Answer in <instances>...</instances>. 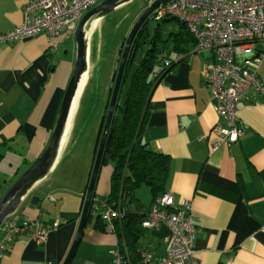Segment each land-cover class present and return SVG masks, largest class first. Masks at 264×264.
Wrapping results in <instances>:
<instances>
[{"label": "crops", "instance_id": "0c3cea01", "mask_svg": "<svg viewBox=\"0 0 264 264\" xmlns=\"http://www.w3.org/2000/svg\"><path fill=\"white\" fill-rule=\"evenodd\" d=\"M31 1L0 0V31L20 25L24 20V8ZM132 2L135 0L129 3ZM114 12L93 18L86 27L91 61L88 76L101 74L98 69L100 47L110 49L111 62L117 58L116 25L109 19ZM167 48V54L174 58L177 53L172 52V47ZM195 54L175 63L155 86L144 140L170 158L167 192L174 196L175 206L181 207L188 202L192 207L199 263L264 264V92L239 103L243 135L238 142L221 143L213 149L219 140L216 128L224 122L219 103L212 100L204 81V65L209 57L198 58L193 56ZM75 62L74 35L62 36L51 43L47 34L41 33L0 45L1 197L49 143ZM259 72L264 79V59ZM85 93L86 89L74 118L71 139L60 161L49 176L23 196L5 220H15L19 225L26 221L40 222L46 227L58 222L59 226L48 232V239L42 244L32 238L34 226L26 232L14 233L0 264H63L72 247L100 129L98 124L88 133V138L85 136L83 152L73 151L75 126L81 116L79 111ZM89 113L87 111L85 121ZM87 128L92 129L88 123ZM112 172L111 164L101 165L94 193L97 201L110 193ZM132 181L137 205L150 209L153 203L150 189L149 204L142 203L137 190L146 184L143 173L135 172ZM101 205L104 211L110 207ZM97 215L94 210L87 219L70 264H113L110 252L118 245L119 237L116 232L106 230L107 221L103 215L105 228L97 227ZM143 229L141 249L157 256L166 254L170 226L162 223L157 228Z\"/></svg>", "mask_w": 264, "mask_h": 264}, {"label": "built area", "instance_id": "2783aa9c", "mask_svg": "<svg viewBox=\"0 0 264 264\" xmlns=\"http://www.w3.org/2000/svg\"><path fill=\"white\" fill-rule=\"evenodd\" d=\"M103 0H32L24 8L23 22L9 30L0 31V45L15 43L45 33L51 43L62 36L75 35L83 15ZM152 0H150L151 2ZM175 17L184 22L196 39V46L189 54L206 51L210 56L204 65V81L212 100L219 103L224 124L216 128L219 140L213 145L238 142L243 135L240 126L239 103L251 100L254 94L264 92V79L260 66L264 59V0H167L157 7L151 20L161 21ZM185 55H177L179 61ZM168 65L166 53L160 55ZM97 204L94 209H97ZM106 230L116 232L115 220H121L123 212L113 207L103 211ZM167 223L171 228L166 254L157 256L143 250L144 264H200L195 247L196 226L192 207L187 202L175 206L174 196L166 192L152 203L143 228H157ZM32 230V238L45 243L48 232L59 223L46 227L40 222L17 224L15 220L4 222L0 228V258L8 250L14 233ZM113 264H132L125 247L117 245L110 252Z\"/></svg>", "mask_w": 264, "mask_h": 264}, {"label": "trees", "instance_id": "16d2710c", "mask_svg": "<svg viewBox=\"0 0 264 264\" xmlns=\"http://www.w3.org/2000/svg\"><path fill=\"white\" fill-rule=\"evenodd\" d=\"M171 20L181 24L180 30L171 36L172 52L185 55L186 58L196 46V39L189 28L175 17L168 16L156 21L154 35L149 22L139 33L120 88L116 110L120 109L122 115L119 119L116 116L113 119L102 159V164L109 163L113 166L111 191L102 200L97 201L96 197H93L88 216L89 218L94 210L98 212L96 225L105 228L101 218L105 208L102 203L123 212L121 220H115L118 245L124 249L126 247L132 264H144L141 253L143 249L139 242L145 235L142 222L149 211V208L142 209L136 203L138 199L132 184L133 174L137 171L143 173L153 202L167 192L170 177L169 156L150 147L143 135L151 113V94L163 75L178 62L174 61L175 57L171 58L167 54L169 50L161 35L162 23ZM164 52L170 60L168 65L160 58ZM98 143L99 141L96 143L94 156ZM96 204L98 207L94 209Z\"/></svg>", "mask_w": 264, "mask_h": 264}, {"label": "water", "instance_id": "95a60500", "mask_svg": "<svg viewBox=\"0 0 264 264\" xmlns=\"http://www.w3.org/2000/svg\"><path fill=\"white\" fill-rule=\"evenodd\" d=\"M131 1L133 0H103L100 4L86 12L78 23L74 35L76 42L75 68L70 78L69 84L65 90L64 98L60 107L55 127L51 134V138L43 153L29 166V168L23 173V175L0 198V228L8 218V216H10L18 207L23 196L36 183L51 174L66 149L67 142L71 137L74 118L76 116L80 99L84 91L86 79L90 72V37L87 32V25L93 21V18L106 16L116 11L123 4H127ZM166 1L167 0H152L151 2H149L147 7L142 11V13L132 25L126 37L119 68L116 73L114 86L112 88L111 97L107 106V113L103 122V128L101 131V136L91 171L78 232L63 264H70V262L72 261L81 240L85 226L87 224V219L91 211V205L95 193V186L102 165L105 146L115 116V111L118 106L121 84L123 81L127 62L133 51L134 43L139 33L148 22L153 29L154 35L156 23L151 20L152 14L157 7H159ZM77 96L79 97L77 98Z\"/></svg>", "mask_w": 264, "mask_h": 264}, {"label": "rangeland", "instance_id": "374dc122", "mask_svg": "<svg viewBox=\"0 0 264 264\" xmlns=\"http://www.w3.org/2000/svg\"><path fill=\"white\" fill-rule=\"evenodd\" d=\"M146 1L149 2L150 0H135V2L124 5L121 9L115 11L113 14L109 16V19L112 20V23L116 25L115 26L116 29L114 32V36H115L114 42L116 43L114 44L116 45V49L119 46L117 50L118 55L117 58L113 59L114 61L112 60L111 62L110 55L112 54V52H109L110 49L107 48L106 50L100 47L99 48L100 67L98 69L101 70V74L88 76L86 79V84L84 87V89H86V93L84 97L85 101L83 106L81 107V111H79L81 112L79 122L77 126H75V130H76L75 132L77 137L75 136V145L73 147V151L77 153L83 152L86 142L85 136L87 135L86 138H88V136H90L88 133H90L93 129H95L96 126H98V124L100 126L98 141L100 140L104 118L107 113V106L111 97L112 88L114 86L116 73L118 71L122 52H123V47L128 34L126 32L130 30L136 19L139 17L142 11L147 7L148 3H146ZM132 13H134L133 16H131ZM180 26L181 24L179 23V21L176 20L165 21L162 23L161 35L164 41V45L166 47H173V39L171 38V36L172 33L180 30ZM121 37L122 39H119ZM193 56L198 58L201 57L205 58V57H209L210 53L206 51H202V52H197ZM92 101H94V104L92 105L91 108L90 105ZM87 111H90V113L85 121V115ZM121 115L122 113L120 109L115 111L116 118L118 119L121 118ZM87 123L91 125L92 129L87 128ZM70 139L71 137L69 138V141ZM69 141L67 142V146ZM137 190H138V194L141 197L142 203L149 204L151 197L148 186L146 184H144L143 186L141 185V187H137Z\"/></svg>", "mask_w": 264, "mask_h": 264}, {"label": "bare ground", "instance_id": "6f19581e", "mask_svg": "<svg viewBox=\"0 0 264 264\" xmlns=\"http://www.w3.org/2000/svg\"><path fill=\"white\" fill-rule=\"evenodd\" d=\"M79 96H77V98H78ZM76 102H77V99H76ZM76 102H75V105H76Z\"/></svg>", "mask_w": 264, "mask_h": 264}]
</instances>
